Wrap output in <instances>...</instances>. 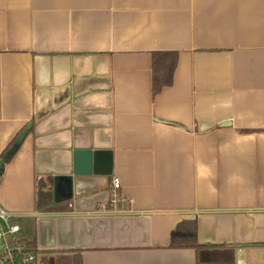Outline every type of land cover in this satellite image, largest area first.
I'll list each match as a JSON object with an SVG mask.
<instances>
[{
    "label": "crops",
    "instance_id": "0c3cea01",
    "mask_svg": "<svg viewBox=\"0 0 264 264\" xmlns=\"http://www.w3.org/2000/svg\"><path fill=\"white\" fill-rule=\"evenodd\" d=\"M156 51L178 58L153 94ZM22 131L0 209L38 264H264V0H0V160Z\"/></svg>",
    "mask_w": 264,
    "mask_h": 264
},
{
    "label": "trees",
    "instance_id": "16d2710c",
    "mask_svg": "<svg viewBox=\"0 0 264 264\" xmlns=\"http://www.w3.org/2000/svg\"><path fill=\"white\" fill-rule=\"evenodd\" d=\"M177 52L156 51L152 54V92L158 93L171 85L177 63ZM37 206L43 207L52 202L51 193L38 191ZM29 244L35 247L34 243ZM169 244L173 248L197 247V223L195 219L180 221L170 233Z\"/></svg>",
    "mask_w": 264,
    "mask_h": 264
},
{
    "label": "built area",
    "instance_id": "2783aa9c",
    "mask_svg": "<svg viewBox=\"0 0 264 264\" xmlns=\"http://www.w3.org/2000/svg\"><path fill=\"white\" fill-rule=\"evenodd\" d=\"M113 190L110 193V203H125L129 201L122 196L116 189L120 187L119 179L113 178ZM71 206V204H70ZM8 215L0 209V219L5 223V227H0V240H2V252L0 253V264H38L37 252L35 247L29 244V241L17 239L13 236L19 230L17 224L7 223ZM8 239L10 242H8Z\"/></svg>",
    "mask_w": 264,
    "mask_h": 264
},
{
    "label": "water",
    "instance_id": "95a60500",
    "mask_svg": "<svg viewBox=\"0 0 264 264\" xmlns=\"http://www.w3.org/2000/svg\"><path fill=\"white\" fill-rule=\"evenodd\" d=\"M25 131H22L21 134L16 138L14 144L9 148V150L4 154L3 158L0 160V174L3 171L4 163L9 159L12 153L17 148L18 144L23 138ZM76 166L79 162L85 163L88 167V173L100 171L104 174H111V152L110 151H90V150H77L75 152ZM100 160V161H99ZM102 162L104 169L98 170L97 167ZM73 172L75 174L79 173L77 167L74 168ZM57 190L63 196H69L71 193L69 186V179L64 177L58 178L56 184Z\"/></svg>",
    "mask_w": 264,
    "mask_h": 264
},
{
    "label": "rangeland",
    "instance_id": "374dc122",
    "mask_svg": "<svg viewBox=\"0 0 264 264\" xmlns=\"http://www.w3.org/2000/svg\"><path fill=\"white\" fill-rule=\"evenodd\" d=\"M2 240H0V253L2 252Z\"/></svg>",
    "mask_w": 264,
    "mask_h": 264
}]
</instances>
